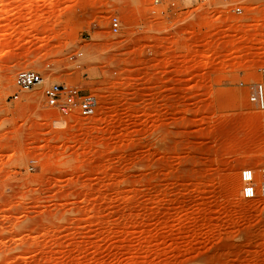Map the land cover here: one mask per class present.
<instances>
[{"label":"rangeland","instance_id":"374dc122","mask_svg":"<svg viewBox=\"0 0 264 264\" xmlns=\"http://www.w3.org/2000/svg\"><path fill=\"white\" fill-rule=\"evenodd\" d=\"M156 1L0 0V264H264V0Z\"/></svg>","mask_w":264,"mask_h":264},{"label":"built area","instance_id":"2783aa9c","mask_svg":"<svg viewBox=\"0 0 264 264\" xmlns=\"http://www.w3.org/2000/svg\"><path fill=\"white\" fill-rule=\"evenodd\" d=\"M215 2L218 0H201ZM228 3L230 12L233 14L243 13L240 4L235 0H224ZM156 2H159L158 0ZM112 30L118 32L119 22L113 20ZM43 77L32 71L21 72L16 77V85L23 90H31L43 84ZM45 98L49 106L58 108L64 114L78 109L83 117L89 118L96 114V103L92 98H87L77 90H69L59 84H52L45 90ZM249 101L260 111L264 112V68L261 70L259 82L251 85ZM242 184V196L246 200L264 199V168L260 169L258 175L252 169L246 168L240 174Z\"/></svg>","mask_w":264,"mask_h":264},{"label":"bare ground","instance_id":"6f19581e","mask_svg":"<svg viewBox=\"0 0 264 264\" xmlns=\"http://www.w3.org/2000/svg\"><path fill=\"white\" fill-rule=\"evenodd\" d=\"M4 56V54H0V57H3Z\"/></svg>","mask_w":264,"mask_h":264}]
</instances>
